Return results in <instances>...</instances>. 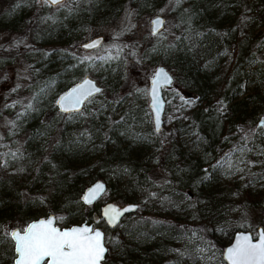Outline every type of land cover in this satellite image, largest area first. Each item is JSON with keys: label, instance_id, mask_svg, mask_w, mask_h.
<instances>
[{"label": "trees", "instance_id": "1", "mask_svg": "<svg viewBox=\"0 0 264 264\" xmlns=\"http://www.w3.org/2000/svg\"><path fill=\"white\" fill-rule=\"evenodd\" d=\"M123 1L63 0L52 5L43 0H0V29L15 30L0 40V65L19 51L41 49L29 59V86L24 101L12 113L17 131L7 137L9 148L0 151V227L8 220L6 212L13 211V223L24 224L52 212L60 225L84 220L102 229L107 249L103 264H200L197 244L211 243L220 252L235 229L246 227L236 218L228 223L211 212L190 219L189 214L177 216L172 210L184 205L189 193H201L218 174L231 170L235 151L246 150L250 141L257 142L264 129L255 118L261 113L264 119V102L258 91L248 94L260 100L261 109L246 111L243 98L234 99L244 89L247 66L252 65L251 70L264 80V23L250 31L252 19L264 17V0H128L137 13L159 12L165 4L176 6L179 27L172 28L174 36L169 39L160 31L149 32V39L142 44L127 30L116 35L121 42L120 57L86 58L69 52L65 38L92 23L113 19ZM233 2L243 3L240 15L245 25L240 26L237 17L233 25L224 23L234 10L231 7L225 15ZM214 34L218 39H210ZM80 37L72 38L74 45H79ZM218 49L226 52L223 60ZM154 54L174 70L172 79L192 93L186 97L176 94L174 99L162 93L159 130H154L150 121H142L141 106L123 101L118 87L120 59L134 65L147 57L151 63L156 60L150 59ZM84 73L98 80L101 91L84 101L82 115L57 110L55 96ZM226 102L229 110L219 109ZM142 106L146 108L144 102ZM185 124L195 125L196 134L204 139V155L192 157V151L176 145L168 153L175 156L172 162L160 167L165 173L173 165L165 173L168 185L155 181L149 174L150 160H143L132 147L148 141L150 133L159 135L162 126L174 139ZM44 134L49 139L43 145ZM232 143L237 148L224 150ZM94 151L97 167L90 170L85 158ZM177 170L186 177L178 180V186L170 178ZM251 171L258 175L264 167L257 165ZM123 174L127 175L124 186L111 191V180ZM96 177L105 182L104 200L137 204L111 227L99 214L95 217L100 198L90 204L80 199L82 188ZM9 191L13 195H8ZM23 191L27 198H22ZM36 200L45 201L37 213L30 209ZM252 202L247 193L238 201L242 210ZM261 226L264 230V211ZM2 237L7 246L0 264H11L12 241L0 230ZM218 257L226 264L221 253Z\"/></svg>", "mask_w": 264, "mask_h": 264}, {"label": "rangeland", "instance_id": "2", "mask_svg": "<svg viewBox=\"0 0 264 264\" xmlns=\"http://www.w3.org/2000/svg\"><path fill=\"white\" fill-rule=\"evenodd\" d=\"M248 2V0H246ZM242 2L229 5L226 14H228L231 7H233V12L230 17L226 18L225 24L239 23L240 26L246 24L245 18H242L240 15ZM163 10V11H162ZM176 6L173 4H165L161 7L159 12L164 16L163 27L161 28L159 34L170 39L174 36V29L178 28V21L176 18ZM236 11L235 15L233 14ZM153 13H144L136 12L132 6L129 5L128 0H124L119 5V8L115 14V17L111 20H106L104 22L92 23L83 27L81 30H75L67 38L68 41V50L71 53H79L86 58L95 56V55H105L110 57H120L121 54V42L117 40L116 35L126 34L127 30H130V35L135 41H138L144 44L149 37V17ZM239 18L236 21L235 18ZM251 18V17H250ZM264 23V17L262 19L254 20L250 22V31L262 27ZM15 30L0 29V40H3L14 33ZM102 33L103 39L101 43L94 48H83L79 45L73 44V37L77 34H81L79 40L85 39L92 34ZM129 35V34H127ZM28 39V36L26 37ZM210 39H218L217 35H211ZM217 48H220V44L216 45ZM215 46V47H216ZM219 51V49H218ZM40 50L34 51V49H26L24 51H19L16 55L11 58H8V63L0 65V151L2 149H8L10 142L8 136L14 134L17 130V126L12 123V113L21 103L24 101V96L26 90L29 86V80L31 79V68L29 59L36 56ZM220 60H223L226 57V52L220 50L218 52ZM150 59H156L154 62L149 63L148 58L141 57L138 64L127 65L126 62L120 59L119 63V73L120 81L118 87L120 88V93L123 95V101H130L133 107H140V113L143 122L151 121V114L149 107L147 105V85H148V76L150 75L152 69L157 63H162L158 55L154 54ZM219 60V61H220ZM165 65V64H164ZM166 66V65H165ZM251 66L246 67V79L244 81L243 91L237 93L234 99L240 97L243 98V103H245V110L249 111L250 108L261 109V102H264V80L259 77L255 72L251 70ZM172 75L174 70L166 66ZM92 74V73H91ZM97 80V79H96ZM98 81V80H97ZM165 91L167 97L174 99V97H186L192 93L188 92L187 89L182 87L176 80L172 79L171 83L167 86L162 87V93ZM252 91H258L259 97L263 98L260 102L258 99H252L248 93ZM144 102L146 108L142 106ZM229 102L221 104L219 109L224 111L229 110L227 107ZM117 108H115V111ZM239 110L238 105L235 109V114ZM256 119L259 120L261 124V113L257 114ZM76 121V120H75ZM159 135L154 133L149 134V140L141 143V145L133 146L132 150H138L140 157L152 164L149 174L153 176L155 181L164 183L168 185L170 180L165 176V173L170 172L173 168V165L170 166L167 172L163 173L161 166L172 162L174 159L173 154H169V150L176 145L181 147L182 150L192 151V157H197L195 155H204V139L198 134H196L195 125L185 124L181 127V132L172 139L170 130L162 126L159 131ZM46 139H49L47 134L43 135V142ZM42 141V140H41ZM109 146V145H108ZM236 145L232 143L230 146L224 148V150H230ZM135 148V149H134ZM237 148V146H236ZM152 153V155L150 154ZM206 153V152H205ZM97 151L89 153L88 157L85 158V161L88 162L90 170H93L97 167L95 162V157ZM1 157V152H0ZM166 159L165 164L163 163ZM233 167L231 170H226L218 174L212 182L208 183L201 193H189L187 196V201L184 205H176L172 213L173 215L180 216L184 213L189 214L190 219H199L200 216H204L208 213H215L219 215L220 219L231 223L236 218L238 221L242 222L243 225L250 229L252 233L255 232L256 225H261V216L264 211V172L260 174L252 173L251 169L257 165H262L264 167V129L259 133L258 141H250V145L247 149H237L235 154H233V160L231 161ZM250 169V173L249 170ZM183 174H185L183 172ZM181 175L180 171L172 172L171 179L174 180V183H177L178 180L185 179L186 177ZM169 176V175H168ZM127 178L126 174H123L120 179L113 181L110 186L111 191L124 186L125 179ZM114 179V178H112ZM18 181H21V178H17ZM141 187V186H138ZM245 193L253 200V202L248 205L245 209H241L238 203L241 200ZM8 195H13L12 191H9ZM26 192L23 191L22 198H27ZM101 201L104 200V194L100 196ZM190 201V202H188ZM120 203V202H119ZM45 204L44 200H36L33 205L30 207L31 211L39 212L43 205ZM8 207L4 208V212L8 211ZM9 214L8 220L4 221L1 224L0 230L5 233H8L12 226H18L22 228L24 223L14 222L13 218L10 216L12 212H6ZM98 216V213L95 214V217ZM7 246V241L5 238L0 239V257L3 256L5 247ZM12 246V243H11ZM195 253L198 262L200 264H223L219 259L218 249L213 246L211 243H200L195 246ZM7 259V258H6Z\"/></svg>", "mask_w": 264, "mask_h": 264}, {"label": "snow or ice", "instance_id": "3", "mask_svg": "<svg viewBox=\"0 0 264 264\" xmlns=\"http://www.w3.org/2000/svg\"><path fill=\"white\" fill-rule=\"evenodd\" d=\"M43 2L55 5L61 3V0H43ZM152 23L154 26H160L163 21L157 18ZM156 30L154 27L153 34ZM97 43L98 41H94L85 44L84 47L93 48ZM161 78L165 83L170 82V78L163 69L157 71L151 90L153 108L156 110L157 130H159L160 123V105L156 99V85ZM100 91L101 89L95 87L91 81L85 80L83 84L62 96L57 104L62 112L80 113V105ZM261 126L264 127V119L261 120ZM102 191L103 185L97 183L88 190L83 200L91 203ZM130 210L131 207L123 209L124 212ZM121 214V211L112 205L105 210L108 222L113 225L116 224ZM55 219L58 218L41 219L38 223H31L24 229H14L6 233L14 241L15 252L19 257L15 260V264H44L46 260L47 264H101L107 249L100 231L86 226L61 230L54 226ZM225 255L230 264H264V231L259 233L258 241L255 243L251 235H238L235 243L226 250Z\"/></svg>", "mask_w": 264, "mask_h": 264}, {"label": "water", "instance_id": "4", "mask_svg": "<svg viewBox=\"0 0 264 264\" xmlns=\"http://www.w3.org/2000/svg\"><path fill=\"white\" fill-rule=\"evenodd\" d=\"M61 1H63V0H61ZM157 18H160L163 21V23H164V16L162 14L153 13L149 17V32L150 33H153L154 27L157 29L156 32L160 31L161 28L163 27V24L160 25V26H154L153 25L152 21L157 19ZM102 39H103V34L102 33H95V34H92V35H90L89 37H87L85 39H82L79 42V46H81L83 48H86V47H84L85 44H90V43H92L94 41H98V43L96 45V47H97L101 43ZM161 69H163L164 73H166L167 76L170 78V82L169 83H165L163 78H161L160 81L158 82V84L156 85V89H157V91H156V99H157V103L160 105V109H159V113H160L159 114V121H160L159 128H160V126L162 124V112H163V107H164V99H163V96H162V87L169 85L171 83V81H172V73L170 72V70L164 64L157 63L154 66V68L152 69L150 75L148 76V85H147V91H146L147 92V96H148L147 105H148L149 110H150L152 127H153L154 130H157V123H156V110L153 108V96H152V91L151 90L153 88V80L156 78V73H157L158 70H161ZM85 80L91 81L95 85V87L101 88V85L98 83V81L93 76H91L88 73H84L81 77H79L78 79L74 80L72 83L68 84L63 90H61L55 96L54 104H55L57 110L61 111L60 106L57 104V101L60 100V98L62 96H65L66 94L70 93L72 91V89L76 88L78 85L83 84ZM81 106H82V104L80 105V108H81ZM97 183L103 185V191H104V189H105L104 180L99 178V177L94 178L93 180L88 182L82 188V190L80 192V199H81V201L84 204H90V203H86L83 200V197L88 192V190L93 188ZM103 191L98 193L97 194V198L94 199L91 203H93L95 200H98L100 198V196L102 195ZM109 205L115 206L116 209L121 211L122 214L119 216V218H120L124 213H126V212L123 211V209L131 207L130 211H132V210L135 209L137 204L134 201H126V202L119 203V202L111 200V199H105V200L101 201L100 204H99V207H98V214L103 219L104 223L107 226L111 227V226H113V224H110L108 222V218L105 216V210L108 208ZM127 212H129V211H127ZM50 217L55 218L54 214L52 212H47L44 215H38V216L30 218L28 221H26V223L23 225L22 228H19L18 226H12L10 228L9 232L11 230H14V229H24L31 223H38L41 219H48ZM54 226L59 228V229H61V230L71 229V228H75V227H85L86 226V227L92 228L94 230L100 231L102 233V235H103V231H102V229L99 226L92 225L91 222H86L84 220L79 221V222H70L68 224H62V225L58 224L54 220ZM261 231H264V230H263V228H262V226L260 224L256 225L254 233H252V231L250 229H248V228H237V229H235L232 232L230 239L223 245V247L221 249V257L225 261V263L226 264H230V261H228L226 259V255H225L226 254V250L235 243L236 237L238 235H251L253 237V242L255 243V242L258 241L259 233ZM21 234H23V233H21ZM104 246H105V244H104ZM12 251H13V257H12L11 264H15V260L18 259L19 257H18V254L15 252L14 241H12ZM44 264H47V260L44 262ZM101 264H103V262H101Z\"/></svg>", "mask_w": 264, "mask_h": 264}]
</instances>
